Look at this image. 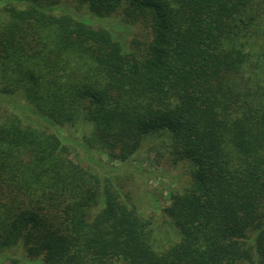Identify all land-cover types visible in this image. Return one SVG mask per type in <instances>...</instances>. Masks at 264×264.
Segmentation results:
<instances>
[{
  "label": "trees",
  "instance_id": "trees-1",
  "mask_svg": "<svg viewBox=\"0 0 264 264\" xmlns=\"http://www.w3.org/2000/svg\"><path fill=\"white\" fill-rule=\"evenodd\" d=\"M14 97L55 131L0 119L1 261L264 264V0H0ZM66 125L110 163L152 153L170 205L145 193V216L133 173L75 162Z\"/></svg>",
  "mask_w": 264,
  "mask_h": 264
},
{
  "label": "rangeland",
  "instance_id": "rangeland-1",
  "mask_svg": "<svg viewBox=\"0 0 264 264\" xmlns=\"http://www.w3.org/2000/svg\"><path fill=\"white\" fill-rule=\"evenodd\" d=\"M15 104L19 106L16 108L17 110L15 109ZM25 104L26 102L20 97H14L10 102L1 103L0 119L4 117L6 113H15L22 119L25 125L38 128L46 133H54V128L47 122L39 119L33 114L27 113L24 108ZM85 132L86 129L82 125H66L62 127L63 136L72 142V144L69 145V149L71 158L75 162L85 168H90L95 171H97L96 162H102L110 166L124 167L127 173H133L132 176L134 177V181H128L127 187L134 195L139 210L145 216H156L157 212L146 199L145 193H150L157 197L162 207L170 205V195L177 186L176 179L178 176L175 174V171H167L165 166L160 164L158 160L154 158V155L148 153L145 149L141 150L134 160L126 164L120 162L110 163L107 155L96 154L92 150L90 153H86L79 143L83 139ZM139 169L146 171L150 177L141 176V173L138 174ZM0 264H11V262L8 260H0Z\"/></svg>",
  "mask_w": 264,
  "mask_h": 264
}]
</instances>
